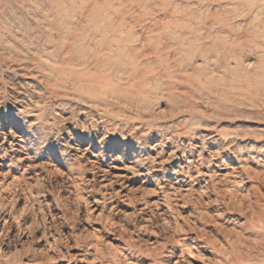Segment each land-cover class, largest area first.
Returning <instances> with one entry per match:
<instances>
[{
  "label": "rangeland",
  "instance_id": "obj_1",
  "mask_svg": "<svg viewBox=\"0 0 264 264\" xmlns=\"http://www.w3.org/2000/svg\"><path fill=\"white\" fill-rule=\"evenodd\" d=\"M262 212L264 0H0V264H264Z\"/></svg>",
  "mask_w": 264,
  "mask_h": 264
},
{
  "label": "bare ground",
  "instance_id": "obj_2",
  "mask_svg": "<svg viewBox=\"0 0 264 264\" xmlns=\"http://www.w3.org/2000/svg\"><path fill=\"white\" fill-rule=\"evenodd\" d=\"M254 219V218H253ZM258 227H259V232L261 235H264V212H262L259 217H258ZM260 244L264 243V237L259 240ZM254 248V247H253Z\"/></svg>",
  "mask_w": 264,
  "mask_h": 264
}]
</instances>
